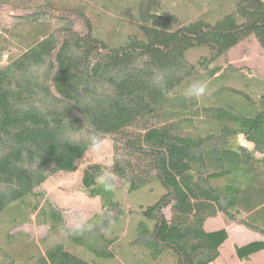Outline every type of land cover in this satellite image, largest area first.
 <instances>
[{
    "label": "trees",
    "instance_id": "1",
    "mask_svg": "<svg viewBox=\"0 0 264 264\" xmlns=\"http://www.w3.org/2000/svg\"><path fill=\"white\" fill-rule=\"evenodd\" d=\"M27 1L16 27H2L15 41L0 44V219L14 209V229L32 224L34 214L63 229V239L33 255L36 264H118L121 234L109 231L127 216L138 220L123 264L214 262L229 237L225 227L205 228L218 212L264 235V78L216 63L251 35L264 47V0H233L234 10L213 23L182 22L162 0H141L140 29L112 44L93 34L85 7ZM5 4L0 0V16ZM195 47L208 49L196 62L187 54ZM160 72L165 89L153 80ZM237 73L240 89L227 82ZM205 80L218 85L209 99L185 93ZM255 84L258 93L250 88ZM149 112L157 116L153 127L143 134L128 129ZM96 136L113 140V164L84 168L79 189L98 197L101 210L83 233H73L43 184L59 171H75ZM104 174L112 176V190L101 183ZM149 183L164 191L146 207L117 198L120 186L131 193ZM7 238L0 264H19L11 247L21 239ZM261 249L264 241H253L237 254Z\"/></svg>",
    "mask_w": 264,
    "mask_h": 264
},
{
    "label": "rangeland",
    "instance_id": "2",
    "mask_svg": "<svg viewBox=\"0 0 264 264\" xmlns=\"http://www.w3.org/2000/svg\"><path fill=\"white\" fill-rule=\"evenodd\" d=\"M29 1L32 2L33 0ZM54 1L57 5L65 3L67 6L85 7L93 22V34L110 44L123 42L126 35L130 33L132 34L134 31L140 29L139 23L141 21L139 10L141 0ZM27 2V0H6L4 7L1 6L3 14L0 16V44L3 43L5 37H8V40L11 39L13 42L15 41L13 35H10V33L5 31L2 27H16L18 22L17 18L19 17L18 13H20L21 9L24 8V5H26ZM20 6L22 7L18 8ZM162 7L164 10L176 15L182 22H188L197 17H204L213 23L231 13L234 10L235 5L233 0H162ZM24 27L22 28V31H25ZM207 52V47H195L188 50L187 54L190 60L196 62L200 56L207 54ZM216 63L223 66L230 65L236 68H250L254 74L264 78V47L254 35H251L229 50L226 55L220 57ZM245 77L246 81L249 83V75H246ZM204 82L208 85V91L204 98L209 99L208 96L218 85L212 83L210 80H205ZM227 82L232 87H238V89H240V86L242 87L244 85L243 80L240 79V73L230 75ZM248 86L249 84H246L244 88L245 91H248ZM188 88L189 87L185 89ZM250 88L257 93L261 91V85L259 84H255ZM184 91L187 93V90ZM226 96V98L231 100L236 99V103H240L238 94L227 92ZM217 99L218 94L212 96V100L217 101ZM156 119V114L149 112L147 116L138 119L133 123L132 127L128 129L131 131L136 130L137 133L143 134L153 127V123H157L155 122L157 121ZM239 139L243 141L244 138L241 136ZM90 163H103L106 165L113 164V140L111 138H106L101 141V148L98 151L90 149L79 161L78 168L75 171H59L47 179L43 184V189L46 191L47 196L50 197L56 205L63 209L69 226H74V224L81 218L86 221L101 210V201L98 197H87L79 189L82 182L83 170ZM118 182V185H121L123 181L118 180ZM117 191V198L125 202L127 205H131L134 208H140L141 206L146 207L155 202L164 191V188L161 185L149 183L144 188L132 191L131 193L127 192L124 186H120ZM30 199L27 200H34V196H31ZM165 213L169 217V211L167 209L165 210ZM15 214H17L16 210L10 209L3 214L0 219V247L7 246V237L10 233L18 236L22 243L20 242L17 246L11 247V249L14 250L16 248V253H20V256H18L19 264H36L33 255H35L37 251L43 253L46 246L51 245L60 238H64L62 237L65 235L63 229H53L48 224H43L41 221L42 219L35 214L32 216L34 219L32 224H24L14 229V226L17 224L16 222H10V218ZM122 219L123 220L116 223L109 231V233L112 234H116L117 232H120L121 234L122 244L116 245L114 248V250H116L118 264H123V262H126V260L128 261L130 258L129 255L131 251H128V247L131 245L130 240L134 235L136 222L138 220L137 217L133 216L123 217ZM224 224L226 223L220 219L217 221L215 218L213 222L209 220L207 227L210 229L212 227L219 228L224 226ZM226 225L229 226L231 234L234 236L239 234L240 239L242 240L247 237L245 232L248 233L249 236L260 235L259 232L247 229L243 227V225L237 223H229ZM242 235L244 236L242 237ZM227 242L229 244V242H231L230 239H228ZM8 249L11 250L10 248ZM133 249L137 250L135 247ZM230 251V254H232L230 257L233 258L234 253L232 247ZM86 253L88 255L90 252L86 250ZM24 256H27L26 261H24ZM29 259H32V261H28ZM99 260L103 263L107 262V260L104 259ZM231 261H233V259H230L229 264ZM260 261H264V256H261ZM168 262L169 259L165 264H168Z\"/></svg>",
    "mask_w": 264,
    "mask_h": 264
},
{
    "label": "crops",
    "instance_id": "3",
    "mask_svg": "<svg viewBox=\"0 0 264 264\" xmlns=\"http://www.w3.org/2000/svg\"><path fill=\"white\" fill-rule=\"evenodd\" d=\"M215 218H216L217 221L220 219L226 224H229V223L236 224L235 222H232V221L228 220L222 212H218L217 215H215L213 217H210V218H208L206 220V222H205L206 230L211 231V230H215V229H219V228L225 227V228L228 229V232H229L228 239H230V241H231V242H229V244L227 242L228 239H226L224 241V243L220 246V256H219V258H217L214 262H212L210 264H229L230 259H233V261H231L230 264H264V261H260L261 256H264V249H261L259 251H256V252L250 254L247 258H241L237 254V247L238 246L241 247V246H244V245H246L248 243H251L253 241H260V240L264 241V235L260 234V235H251V236H249V234L244 231L245 234L247 235V237L244 240H242V239H240V235L239 234L236 235V236L231 234L230 228L226 224H224V226H221L219 228L218 227H212L211 229L208 228L207 225H208L209 220L213 222V220ZM243 227H245V226H243ZM243 236L244 235H242V237ZM258 236H260V237H258ZM231 247H232L233 253H234V257L233 258L230 257L232 255V254H230ZM223 252H225V253H223Z\"/></svg>",
    "mask_w": 264,
    "mask_h": 264
},
{
    "label": "clouds",
    "instance_id": "4",
    "mask_svg": "<svg viewBox=\"0 0 264 264\" xmlns=\"http://www.w3.org/2000/svg\"><path fill=\"white\" fill-rule=\"evenodd\" d=\"M154 83L157 87L161 89H165L166 87V76L165 73L160 72L158 75L154 76L153 78ZM208 85L206 82L197 81L196 83L192 84L188 90L187 95L192 98H200L207 94ZM89 147L92 150L98 151L101 148V137L96 136L94 137ZM101 183L103 184L105 190H112L114 188L113 178L109 174H104L100 177ZM87 227L86 221L81 218L79 219L73 226L72 232L73 233H83Z\"/></svg>",
    "mask_w": 264,
    "mask_h": 264
}]
</instances>
